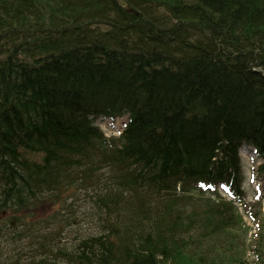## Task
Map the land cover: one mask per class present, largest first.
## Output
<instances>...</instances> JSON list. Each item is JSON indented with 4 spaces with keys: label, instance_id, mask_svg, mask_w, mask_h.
<instances>
[{
    "label": "trees",
    "instance_id": "trees-1",
    "mask_svg": "<svg viewBox=\"0 0 264 264\" xmlns=\"http://www.w3.org/2000/svg\"><path fill=\"white\" fill-rule=\"evenodd\" d=\"M255 66L264 0H0V213L39 250L3 264H264L233 185L240 138L264 156ZM125 114L109 138L89 118ZM78 177L101 225L67 252L39 242L59 233L41 211ZM217 180L232 200L199 185Z\"/></svg>",
    "mask_w": 264,
    "mask_h": 264
},
{
    "label": "rangeland",
    "instance_id": "rangeland-1",
    "mask_svg": "<svg viewBox=\"0 0 264 264\" xmlns=\"http://www.w3.org/2000/svg\"><path fill=\"white\" fill-rule=\"evenodd\" d=\"M241 60L245 61V59L243 57H241ZM261 67H258V69H260ZM263 68V69H262ZM261 68V71L264 70V66ZM258 79H252L253 83L256 82ZM124 119H116L114 121H110L109 119H105L100 121V119L98 120V122H101V125L104 128H108V124L111 123L112 126H117L116 128H118V126L121 125V122ZM251 163L246 162L243 165V172H244V182L243 185L245 186V188L249 193V198L253 197V193L254 191L251 190V187L247 185L248 182V176L249 173L252 172V168L250 167ZM255 165H253L254 167ZM263 181L264 182V177L261 175H257V180L256 181ZM84 190H77L76 193L73 195V198L71 200V203L73 204L71 211L64 215L63 218V222H62V226H65L66 223H68L67 226H65V228L63 229L62 233H67L65 235L69 236H73L74 237H80V236H87L88 234L92 233V232H96L97 228L99 226V223H97V221L92 217L91 215V211L88 205L83 203V192ZM262 192L264 193V188L262 186ZM77 197H79V200L77 201ZM76 198V200H75ZM263 209H264V201H263ZM65 218H67V221H65ZM245 220L249 223V219L248 217L245 218ZM9 234L11 235V232H9ZM74 242H68V243H64L62 245H60L62 248H68L71 249L74 246ZM22 245H24L23 243H14L10 238H0V261L1 264H3V261L6 259H12V258H16L17 257V252H20V254L23 256L24 255V251L26 250L25 248L22 247ZM27 260V259H26Z\"/></svg>",
    "mask_w": 264,
    "mask_h": 264
},
{
    "label": "bare ground",
    "instance_id": "bare-ground-1",
    "mask_svg": "<svg viewBox=\"0 0 264 264\" xmlns=\"http://www.w3.org/2000/svg\"><path fill=\"white\" fill-rule=\"evenodd\" d=\"M226 46H225V44H223L222 46H221V48H222V51H225V48ZM227 54H229V53H227ZM226 55V54H225ZM233 60H236V58H233L231 61H233ZM257 69H258V66H255Z\"/></svg>",
    "mask_w": 264,
    "mask_h": 264
}]
</instances>
